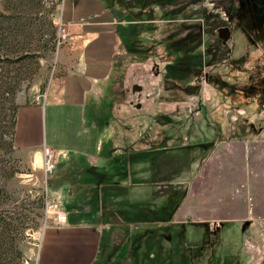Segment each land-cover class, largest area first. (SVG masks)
<instances>
[{"label": "crops", "instance_id": "crops-1", "mask_svg": "<svg viewBox=\"0 0 264 264\" xmlns=\"http://www.w3.org/2000/svg\"><path fill=\"white\" fill-rule=\"evenodd\" d=\"M136 2L66 0L56 26L61 23L75 36L62 49L79 54L75 64L67 67L65 62L67 71L56 74L43 94L15 112L16 146L53 153L55 175L50 179L60 184L59 193L70 204L68 212L54 210L65 221L46 226L36 248L25 246L24 260L260 264L262 241L256 252L250 245L257 244L264 226V138L226 139L216 129L191 137L185 118L181 127L188 129L180 137L175 133L180 141H172V129L165 131L162 125L176 122V113L121 122L117 138L111 121L99 123L100 106L91 108L107 101L108 94L111 99L114 86L106 85L116 75L114 67L141 54ZM126 43L131 44L127 53ZM107 109L103 107L105 113ZM42 123L51 137L45 145L39 139ZM143 124L152 125L150 132L131 134L130 125L137 130ZM175 251L179 257L174 261Z\"/></svg>", "mask_w": 264, "mask_h": 264}, {"label": "rangeland", "instance_id": "rangeland-1", "mask_svg": "<svg viewBox=\"0 0 264 264\" xmlns=\"http://www.w3.org/2000/svg\"><path fill=\"white\" fill-rule=\"evenodd\" d=\"M65 4L66 0H0V264H29L25 246L36 248L44 228L57 222L55 215L61 212L54 210L68 212L70 207L59 193L60 184L44 172L45 149L33 153L18 148L13 132L17 109L43 94L56 74L67 71L64 63L70 67L79 55L74 49L62 51L76 40L70 31L57 44L56 24L62 21ZM136 11L135 20L142 23L136 26L141 54L114 67L116 75L106 85L114 86L112 100L108 94L107 101L91 107L100 106L99 123L111 121L118 138L121 122L134 124L138 117L170 118L176 113V122L162 125L165 131L172 129V141H180L175 133L180 137L185 130V118L191 137L216 129L226 139H263L264 0H137ZM225 28L229 36L223 42L218 31ZM130 46L126 43L124 52ZM135 127L129 128L137 136L150 132L152 125ZM49 136L42 123L43 145ZM45 201L51 212H46ZM258 231L260 239L250 245L255 252L260 241L264 247V226Z\"/></svg>", "mask_w": 264, "mask_h": 264}, {"label": "built area", "instance_id": "built-area-1", "mask_svg": "<svg viewBox=\"0 0 264 264\" xmlns=\"http://www.w3.org/2000/svg\"><path fill=\"white\" fill-rule=\"evenodd\" d=\"M56 30L58 32L57 44H59L65 39V37L67 35V30H66L65 26H63L61 23L56 26ZM50 159H51L50 150L49 149H45L44 150V157H43V160H44V172L46 174L52 175L51 173H52V169H53V164L51 163ZM45 203H46V201H45ZM49 209H50V206H49L48 203H46V212H49L50 211ZM55 217L57 219V222L58 221L59 222H63V221H65V218H66L64 216V214H62V213L56 214Z\"/></svg>", "mask_w": 264, "mask_h": 264}, {"label": "water", "instance_id": "water-1", "mask_svg": "<svg viewBox=\"0 0 264 264\" xmlns=\"http://www.w3.org/2000/svg\"><path fill=\"white\" fill-rule=\"evenodd\" d=\"M218 36H219L220 39L223 40V42H225V40H227V38L229 36L228 30L226 28L224 30H219L218 31ZM132 90L138 91L139 89L138 88H135L133 86Z\"/></svg>", "mask_w": 264, "mask_h": 264}, {"label": "trees", "instance_id": "trees-1", "mask_svg": "<svg viewBox=\"0 0 264 264\" xmlns=\"http://www.w3.org/2000/svg\"><path fill=\"white\" fill-rule=\"evenodd\" d=\"M137 47V46H136ZM55 172H54V168H53V171H52V175H55L54 174ZM58 173V172H57ZM56 173V174H57ZM13 248V247H12ZM12 251V250H11ZM14 256H16V258H18V253L17 252H14ZM14 258V257H13ZM260 264H264V248L262 249V258H261V263Z\"/></svg>", "mask_w": 264, "mask_h": 264}]
</instances>
